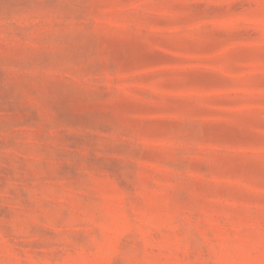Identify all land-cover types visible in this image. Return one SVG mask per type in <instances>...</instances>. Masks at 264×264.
<instances>
[{"label": "rangeland", "instance_id": "1", "mask_svg": "<svg viewBox=\"0 0 264 264\" xmlns=\"http://www.w3.org/2000/svg\"><path fill=\"white\" fill-rule=\"evenodd\" d=\"M0 264H264V0H0Z\"/></svg>", "mask_w": 264, "mask_h": 264}]
</instances>
